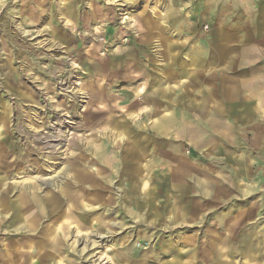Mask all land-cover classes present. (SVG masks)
Returning a JSON list of instances; mask_svg holds the SVG:
<instances>
[{"label": "rangeland", "instance_id": "obj_1", "mask_svg": "<svg viewBox=\"0 0 264 264\" xmlns=\"http://www.w3.org/2000/svg\"><path fill=\"white\" fill-rule=\"evenodd\" d=\"M0 264H264V0H0Z\"/></svg>", "mask_w": 264, "mask_h": 264}, {"label": "crops", "instance_id": "obj_2", "mask_svg": "<svg viewBox=\"0 0 264 264\" xmlns=\"http://www.w3.org/2000/svg\"><path fill=\"white\" fill-rule=\"evenodd\" d=\"M142 21L145 24H148L149 19L146 17V18H143ZM177 58H178L177 54L175 56H173V54L169 56V59H177ZM182 68L184 69V65H183ZM173 72L174 73L170 75L171 77L167 75L169 81H172V80L176 81V80L179 79V75L181 74V72L178 69H176V68L173 69ZM179 82H180V79H179ZM134 92H135L136 95L138 94L140 97L144 98L145 95H146V92H147V87H146L145 84H141L138 87V90H134ZM212 104H213V107L210 108V110H212L213 112L214 111L218 112V107L219 106L216 108L218 103L212 102ZM208 112H209V110L207 111V113ZM133 113L134 112L132 111V112L129 113V115H132ZM147 117L149 118L148 114H147ZM166 128H168V124L167 125H165V124L162 125L159 128L158 132L163 133L162 131L165 130ZM117 130L118 129H116L115 127H111L110 131L107 132V136L106 137H110L111 140H113L115 143H116V139L117 138L118 139H120V138L124 139L123 144L125 145V147L122 148V147L116 146V148H117L116 151H120L121 157L117 158L116 154H114L115 159L112 160L110 156H111V154L113 152L110 150V147L106 146V147H103V149H102V145H101V152L96 154V155H99L96 158L99 161H101V159H102V162L105 163V165H106L105 172H104V169H103V171L102 170H96L99 173L98 174H94L93 176H90L91 179L85 181V183L87 182V184H85V186L87 187V189L90 188L91 190H93L94 186L97 187V190H99L100 188H101V190L102 189H109L108 182H107V179H106L107 174H109L108 173V169H110L111 164H113L114 162L117 161V162L121 163L120 165H124L125 171H124L122 176L123 177L126 176V178H127V181L124 180L126 186L129 185L132 188L134 186L133 193L137 190L138 187H140V185L138 186L139 182L137 183V185H135V184L130 185L129 183H131V182H128V180L131 179V176L133 177L139 171H142V173H144V175H142L141 178H142V180H145V181L142 183L140 191H141V195H142L144 201L146 202L149 199V193H150L149 190H150L151 187H150L149 183L147 182V179L149 177V168H150V166L148 164L149 162L146 160L145 153L142 152V150L144 151V149H141V147L140 148L137 147V145L135 144L136 143L135 140L134 141H130V135L129 134L120 132L121 130H118V132H116ZM119 133L124 134V136H126V137H121L119 135ZM145 134L148 135L149 132H145ZM182 136H185V137H189L190 136L188 127H184L183 128ZM126 139L128 140V142L125 141ZM141 163H143V165ZM178 163L181 165V169L180 170H175L173 172V174H174V178L175 179L182 180V181L184 180L183 181V185H184V189L187 190V191H185L186 195L188 194V189H190L191 192H193L195 186H198V187H200V189L201 188L203 189V187L207 188V187H212L214 185V183L205 184V183H203L201 181L195 182L194 185H189V182L186 179H188V178H192V179L197 178V176L200 175V171H198V170L194 169L193 167H191L189 162L187 160L183 159V158H179ZM82 169L87 171L84 167H82ZM215 184H217V183H215ZM112 190L113 189H111V191ZM132 195L133 194H128L127 190H126L125 193H124V197H126V196L127 197L124 198V199L126 201L129 200L131 202H134V199H133ZM191 196H192L193 199H198L199 197L200 198L205 197V195L198 196V197H196L195 195H191ZM215 196L216 195H211V196H206L205 198L209 197L210 201H212L213 198H215V200H217V197H215ZM185 212L186 211H183V212H181V214H179V215H181L180 219H179L181 223H184V217L187 215V213H185Z\"/></svg>", "mask_w": 264, "mask_h": 264}, {"label": "bare ground", "instance_id": "obj_3", "mask_svg": "<svg viewBox=\"0 0 264 264\" xmlns=\"http://www.w3.org/2000/svg\"><path fill=\"white\" fill-rule=\"evenodd\" d=\"M36 177L37 176L30 178V180H37L38 178H36ZM71 208H72V203L71 202H68L67 205H66L65 211L67 212ZM58 228H60V227L58 226ZM51 236H52L51 233H50V237L47 236V234L42 235V238L43 239L40 238L39 245H36V246H38V249L36 247H34L33 248V251H31V253H29V252L28 253H25V252H16V251L14 253H15V255H17L18 257H20L23 262H27V259L28 258L29 259H32L33 256L40 254L39 250L41 249V244H42V242H43L44 239H45V242L46 241H49L50 248L57 246L55 235L53 237H51ZM45 248H47V247H45Z\"/></svg>", "mask_w": 264, "mask_h": 264}]
</instances>
